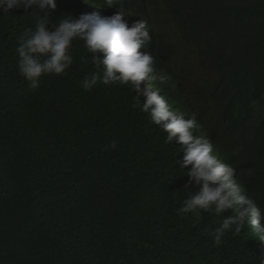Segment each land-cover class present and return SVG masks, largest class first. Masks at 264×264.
Listing matches in <instances>:
<instances>
[{
  "label": "trees",
  "instance_id": "obj_1",
  "mask_svg": "<svg viewBox=\"0 0 264 264\" xmlns=\"http://www.w3.org/2000/svg\"><path fill=\"white\" fill-rule=\"evenodd\" d=\"M90 1L104 5V0ZM118 7L129 17L147 10L155 28V56L179 68L213 138L240 154L230 161L264 209V0H123ZM17 13H0V264H123L142 235L113 236L107 247L93 243L111 220L104 213L109 194L97 177L110 186L133 181L135 175L122 172L123 166L131 162L150 169L151 149L161 139L116 119L82 126L71 148L60 139L41 144L37 135L22 136L44 117L22 121L28 97L17 72L16 47L6 35ZM208 65L217 78L195 85L194 70ZM113 90L123 98L122 89ZM48 109L69 121L67 111ZM113 140L117 149L105 151ZM87 167L94 170L86 174ZM134 191L117 193L122 199L115 209L127 212L123 222L136 213ZM216 220L183 223L168 216L147 237L152 243L146 264H185L177 254H190L199 235L214 232Z\"/></svg>",
  "mask_w": 264,
  "mask_h": 264
},
{
  "label": "clouds",
  "instance_id": "obj_2",
  "mask_svg": "<svg viewBox=\"0 0 264 264\" xmlns=\"http://www.w3.org/2000/svg\"><path fill=\"white\" fill-rule=\"evenodd\" d=\"M122 1L0 0V13L18 10L6 35L16 47L17 72L28 97L22 121L44 117L22 136L33 140L37 135L41 144L60 139L71 148L82 126L116 119L161 139L151 149L150 169L131 162L123 166L122 172L135 175L133 181H111L110 186L97 177L109 194L104 213L111 220L93 243L107 247L113 236L142 235L123 264H146L152 243L147 237L168 216L183 223L217 218L214 232L199 235L190 254H177L185 264H264V209L230 161L237 150L213 138L179 68L155 56V28L147 10L139 8L129 17L118 7ZM199 69L194 79L201 78L200 86L217 78L215 68ZM115 87L125 92L122 99ZM49 106L67 111L69 121ZM117 147L113 140L104 150ZM132 187L136 213L123 222L127 212L114 204L122 199L119 191Z\"/></svg>",
  "mask_w": 264,
  "mask_h": 264
},
{
  "label": "rangeland",
  "instance_id": "obj_3",
  "mask_svg": "<svg viewBox=\"0 0 264 264\" xmlns=\"http://www.w3.org/2000/svg\"><path fill=\"white\" fill-rule=\"evenodd\" d=\"M193 58H196V57L193 56ZM200 81H201V78L196 76V78L194 79V82H193V83H194L195 85L199 86V82H200ZM188 84H189V83H188ZM234 155H235L236 157H238L240 154H239L237 151H235V152H234Z\"/></svg>",
  "mask_w": 264,
  "mask_h": 264
}]
</instances>
